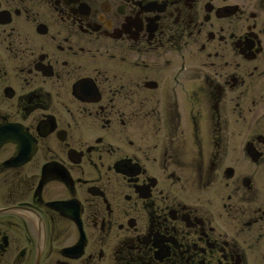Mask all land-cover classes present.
<instances>
[{"label": "flooded vegetation", "instance_id": "af4514ba", "mask_svg": "<svg viewBox=\"0 0 264 264\" xmlns=\"http://www.w3.org/2000/svg\"><path fill=\"white\" fill-rule=\"evenodd\" d=\"M0 264H264V0H0Z\"/></svg>", "mask_w": 264, "mask_h": 264}]
</instances>
